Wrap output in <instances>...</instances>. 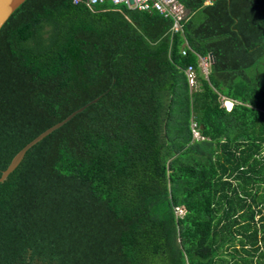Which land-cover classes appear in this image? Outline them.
<instances>
[{"label":"trees","instance_id":"obj_1","mask_svg":"<svg viewBox=\"0 0 264 264\" xmlns=\"http://www.w3.org/2000/svg\"><path fill=\"white\" fill-rule=\"evenodd\" d=\"M177 1L173 34L83 0H24L1 25L2 170L96 101L8 175L0 264H264V0Z\"/></svg>","mask_w":264,"mask_h":264},{"label":"built area","instance_id":"obj_2","mask_svg":"<svg viewBox=\"0 0 264 264\" xmlns=\"http://www.w3.org/2000/svg\"><path fill=\"white\" fill-rule=\"evenodd\" d=\"M80 0H72V3H77ZM84 4L88 8H92L95 4H100L103 2H109L113 5H123L130 9H135L139 11H156L163 17H168L171 19V24L168 29L169 34H173L176 32H181L182 22L187 18V11L177 0H83ZM186 50H191L187 43L184 41L182 47L180 49V54L184 55ZM197 64L200 68V71L206 75L208 71V66L210 64L208 56H200L196 54ZM183 73L187 84L189 87H193L196 85V75L193 67L191 65H187L183 69ZM229 103V105H227ZM222 106L229 110L231 108L232 102L229 100H222ZM190 129L192 136L198 138V132L195 127V123L190 124ZM264 154V153H263ZM176 214L182 213L181 207L174 208Z\"/></svg>","mask_w":264,"mask_h":264},{"label":"water","instance_id":"obj_3","mask_svg":"<svg viewBox=\"0 0 264 264\" xmlns=\"http://www.w3.org/2000/svg\"><path fill=\"white\" fill-rule=\"evenodd\" d=\"M24 0H0V27L8 18V16L12 13V11L18 7ZM209 61L212 62L211 54H208ZM96 101V98L92 99L88 103L80 106L79 108L71 111L60 121L52 124L47 127L27 143H25L9 160L6 167L2 170L0 168V211L7 212L10 210L12 206V185L9 178V174L15 169V167L19 164L21 159L23 158L25 152L36 142L41 140L47 134H49L54 129L61 126L63 123L68 121L73 115L80 112L85 108L89 103H93Z\"/></svg>","mask_w":264,"mask_h":264},{"label":"rangeland","instance_id":"obj_4","mask_svg":"<svg viewBox=\"0 0 264 264\" xmlns=\"http://www.w3.org/2000/svg\"><path fill=\"white\" fill-rule=\"evenodd\" d=\"M259 66V71L262 70V75H264V56L260 59V64H258ZM257 264V263H256Z\"/></svg>","mask_w":264,"mask_h":264},{"label":"crops","instance_id":"obj_5","mask_svg":"<svg viewBox=\"0 0 264 264\" xmlns=\"http://www.w3.org/2000/svg\"><path fill=\"white\" fill-rule=\"evenodd\" d=\"M125 7V6H124ZM126 9H130V8H127V7H125Z\"/></svg>","mask_w":264,"mask_h":264}]
</instances>
